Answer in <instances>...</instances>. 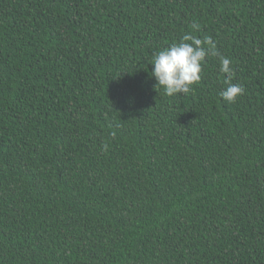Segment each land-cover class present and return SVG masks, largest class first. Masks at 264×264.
Returning a JSON list of instances; mask_svg holds the SVG:
<instances>
[{
  "label": "trees",
  "instance_id": "1",
  "mask_svg": "<svg viewBox=\"0 0 264 264\" xmlns=\"http://www.w3.org/2000/svg\"><path fill=\"white\" fill-rule=\"evenodd\" d=\"M0 264H264V0H0Z\"/></svg>",
  "mask_w": 264,
  "mask_h": 264
},
{
  "label": "clouds",
  "instance_id": "2",
  "mask_svg": "<svg viewBox=\"0 0 264 264\" xmlns=\"http://www.w3.org/2000/svg\"><path fill=\"white\" fill-rule=\"evenodd\" d=\"M191 27L193 30L199 28L195 23ZM218 55L217 44L210 36L198 38L193 32H186L179 42L154 54L151 76L157 82L156 88H161L168 97L189 94L193 86L200 83L207 57ZM220 72L225 75V87L220 96L230 104L235 103L244 95L245 88L231 82L234 71L231 61L226 57L220 59Z\"/></svg>",
  "mask_w": 264,
  "mask_h": 264
}]
</instances>
